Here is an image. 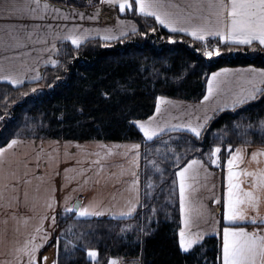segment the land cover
Masks as SVG:
<instances>
[{"label": "snow or ice", "instance_id": "1", "mask_svg": "<svg viewBox=\"0 0 264 264\" xmlns=\"http://www.w3.org/2000/svg\"><path fill=\"white\" fill-rule=\"evenodd\" d=\"M105 6L153 19L168 31L170 44L178 43V36L190 37L200 45L195 51L209 60L245 47L253 52L264 50V0H85L90 12L75 6L62 9L50 0H0V20L5 21L2 31L8 38L0 40V81L22 87L25 82L45 80L40 67H63L53 58L61 54L58 42L70 41L78 55L85 43L97 38L108 47L113 41L123 43L129 36L145 35L135 23L119 17L114 26L103 28L73 23L99 21ZM150 30L155 33L157 28ZM205 76L206 92L197 102L157 95L151 115L129 121L142 134L138 142L49 140L40 135L46 127L43 121L27 125L6 140L0 146V264H59V259L42 254L53 238L57 256L63 238L66 255L84 251L91 264H101L97 249L89 247L94 229L79 233L73 229L93 218L136 221L138 209L148 207L145 201L169 178L167 168L161 166L165 163L173 177L165 203H174L173 197H178L179 249L189 253L210 230L221 237L219 264H264V119L234 123L232 131L241 140L239 145L225 144L228 131L222 129L210 133L216 143L207 151L196 147L197 141H205L210 122L220 112H235L264 98V68H221ZM43 91L30 89L36 96ZM101 95L110 97L108 92ZM7 113L5 104L0 121ZM181 141L186 146L177 151ZM61 164L66 166L61 168ZM210 167L224 172L222 197L216 193V174ZM157 174L158 181L153 179ZM202 190L208 192L206 199L211 204L222 205L223 224L200 196ZM61 212L74 223L54 235ZM156 214L153 206L146 222L122 224L121 236L126 238L131 231L138 233V240L140 235H149ZM107 264L130 262L110 257Z\"/></svg>", "mask_w": 264, "mask_h": 264}, {"label": "trees", "instance_id": "2", "mask_svg": "<svg viewBox=\"0 0 264 264\" xmlns=\"http://www.w3.org/2000/svg\"><path fill=\"white\" fill-rule=\"evenodd\" d=\"M50 1L85 7V0ZM120 15L135 19L139 31L145 35L129 36L123 43L113 41L108 47L102 46L103 42L97 38L85 43L78 55L71 43L65 41L63 45L59 44L61 54L57 57L63 67H44L42 73H46L45 80L38 84L25 82L22 87L0 81V116H5V104L8 108L5 120L0 121V146H5V141L10 140L15 132L41 121L46 127L40 135L49 140L138 142L142 134L130 127L129 121L146 119L151 115L157 95L198 101L206 92L205 74L210 75L225 66L254 65L264 68L262 49L253 52L245 47L231 53L224 52L220 57L209 60L195 51L200 45L193 44L190 37L178 36V43L170 44L167 42L168 31L156 25L153 19L131 13ZM152 27L157 28L155 33L151 32ZM57 76L59 81L56 80ZM49 84L54 87L48 88ZM120 85L126 87L121 88ZM32 87L43 88L44 91L36 96L30 93ZM22 92L30 94L25 97L21 95ZM102 92L110 93V97L104 98ZM5 93L8 94L7 102L4 101ZM260 119H264V98L252 101L235 112L230 109L220 112L210 122L205 141H197L196 147L207 151L210 145L216 143L210 133L222 129L228 131L225 144L231 142L234 146L239 145L241 140L232 131L234 123L247 124ZM252 138L259 143L257 137ZM184 146L185 141H181L177 151H182ZM143 165L142 160V188L146 178ZM161 166L167 168L169 178L156 189L151 200L145 201L148 207L138 209L140 215L136 221L93 218L91 221H81L73 229L76 233L94 229L89 247L97 249L101 264H107L110 257L139 259L140 264H219L217 257L221 237L218 235L206 236L189 253L179 249L178 197H173L174 203H165L173 179L172 169L167 163ZM153 179L158 181V174ZM153 206L157 208V214L150 225L152 231L149 235H140L139 240L135 231L128 232L126 238L121 236L122 224L146 222L144 218L151 213ZM71 223L74 221L64 217L61 212L56 234ZM68 238L74 239L73 236ZM55 245L54 238L50 247ZM56 259H59V264H91L84 251L66 255L63 238Z\"/></svg>", "mask_w": 264, "mask_h": 264}, {"label": "crops", "instance_id": "3", "mask_svg": "<svg viewBox=\"0 0 264 264\" xmlns=\"http://www.w3.org/2000/svg\"><path fill=\"white\" fill-rule=\"evenodd\" d=\"M177 2L183 3L184 0H177ZM50 3H52L53 5H55L57 7H60L62 9L65 8V7H69L70 6V5H62V4H59V3H56V2H52V1H50ZM76 8H79L81 10H86V11H89V12L91 11V8H87V9L85 7H76ZM117 17H119L120 19H126L128 21H131V22L135 23L136 26H137V28H138V23H137V21L135 19L130 18V17H127V16H121V15H119V16L117 15ZM116 18H114L113 20H109L108 21V20H105V18H104L103 15H101L100 20L99 21H96V22L84 20V21H73V23H82L85 27H100V28H103L105 26H114L116 24ZM49 22H51V21H49ZM4 24H5V21L4 20H0V40H6V39H8L7 36H5L4 32L2 31ZM68 42H70V41H68ZM58 47H59V42H58ZM53 58H57V57H53ZM247 67H255V68H258V69L263 68V67H257V66H254V65H247V66H225V67H222V68L238 69V68H247ZM43 69H44V67H40L39 68V71L42 72ZM220 69H218L216 71H219ZM170 99L178 100V101H183L185 103H194L195 102V101H187V100L176 99V98H170ZM61 141H71L74 144L75 143H81V144H92L93 143V140H90V141L61 140ZM82 142H84V143H82ZM122 142H133V141H106V143H122ZM70 163L71 162H68L69 165H70ZM65 166H66L65 164H61V168L65 167ZM210 170L213 171L216 174L215 175V178H214V182L216 183V193H217V195H220L222 197L223 190H224V182H223L224 172L219 171V170H216V169H213L211 167H210ZM106 191H108V190H106ZM59 195L60 194L58 193V196ZM208 195L209 194H208V192L206 190H202L201 193H200V196L202 198H205V202L209 204V207H211L214 210L215 218L217 220L221 221V224H223V221H222V205L211 204V202L206 199ZM79 199H81L82 201H84V197L83 196L79 197ZM121 203H123V201H121ZM58 216H57V220H58ZM47 223H50V221H46V224ZM201 227H207V226L202 224ZM56 232H57V228H56ZM55 234L56 233H54V235ZM209 235H216V234L215 233H212L209 230ZM53 239H51L50 242H49V244L46 245L42 249V254L43 255H50L52 258H57V254H56L55 247L54 246L53 247H50ZM127 259H124V260L127 261Z\"/></svg>", "mask_w": 264, "mask_h": 264}, {"label": "rangeland", "instance_id": "4", "mask_svg": "<svg viewBox=\"0 0 264 264\" xmlns=\"http://www.w3.org/2000/svg\"><path fill=\"white\" fill-rule=\"evenodd\" d=\"M60 4V3H59ZM62 5H67V4H62ZM105 18V20H113L114 18L117 17V15L119 16L120 13L118 12V10H113V9H108L106 6L104 7L103 11H102V14ZM188 101V100H187ZM197 102V101H195ZM102 142H106V141H102ZM84 143V142H82ZM137 259H133V258H128L127 261L130 262H134L136 261Z\"/></svg>", "mask_w": 264, "mask_h": 264}]
</instances>
